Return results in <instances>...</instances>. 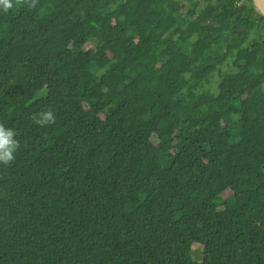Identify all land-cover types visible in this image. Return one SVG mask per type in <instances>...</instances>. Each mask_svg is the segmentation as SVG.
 <instances>
[{
    "label": "trees",
    "instance_id": "16d2710c",
    "mask_svg": "<svg viewBox=\"0 0 264 264\" xmlns=\"http://www.w3.org/2000/svg\"><path fill=\"white\" fill-rule=\"evenodd\" d=\"M12 2L0 123L21 148L0 165V264H264L254 2Z\"/></svg>",
    "mask_w": 264,
    "mask_h": 264
},
{
    "label": "clouds",
    "instance_id": "9594fccd",
    "mask_svg": "<svg viewBox=\"0 0 264 264\" xmlns=\"http://www.w3.org/2000/svg\"><path fill=\"white\" fill-rule=\"evenodd\" d=\"M0 5L4 12L14 7L12 0H0ZM54 113L51 110L44 111L40 114L37 123L51 124L54 122ZM19 131L14 127L5 126L0 123V165H8L15 161L16 154L21 148V143L17 139Z\"/></svg>",
    "mask_w": 264,
    "mask_h": 264
},
{
    "label": "rangeland",
    "instance_id": "374dc122",
    "mask_svg": "<svg viewBox=\"0 0 264 264\" xmlns=\"http://www.w3.org/2000/svg\"><path fill=\"white\" fill-rule=\"evenodd\" d=\"M252 35L250 37V40L252 39ZM235 72V68L233 67L232 64V59L228 60L216 73H214L208 81L204 82L199 89V93L203 92H210L212 94H216L218 92V85L221 79V74H227V73H232ZM45 96V90L41 91L40 94L38 95V98L44 97ZM202 245L200 244H194L191 249V257L192 260L195 263H200L202 261Z\"/></svg>",
    "mask_w": 264,
    "mask_h": 264
},
{
    "label": "water",
    "instance_id": "95a60500",
    "mask_svg": "<svg viewBox=\"0 0 264 264\" xmlns=\"http://www.w3.org/2000/svg\"><path fill=\"white\" fill-rule=\"evenodd\" d=\"M255 10L264 18V0H252ZM244 34V33H243Z\"/></svg>",
    "mask_w": 264,
    "mask_h": 264
}]
</instances>
